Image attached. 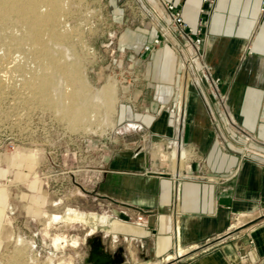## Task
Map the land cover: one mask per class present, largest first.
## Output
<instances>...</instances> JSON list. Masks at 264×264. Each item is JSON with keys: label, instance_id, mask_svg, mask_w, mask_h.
<instances>
[{"label": "crops", "instance_id": "obj_1", "mask_svg": "<svg viewBox=\"0 0 264 264\" xmlns=\"http://www.w3.org/2000/svg\"><path fill=\"white\" fill-rule=\"evenodd\" d=\"M260 1L218 0L203 43L216 90L199 83L168 44L143 55L146 96L121 105L116 130L132 127L138 146L120 150L114 208L99 222L105 238L90 254L94 264H264ZM199 4L182 7L192 25ZM153 33L147 30L146 42ZM151 134L180 138L171 152L175 165L135 151Z\"/></svg>", "mask_w": 264, "mask_h": 264}, {"label": "rangeland", "instance_id": "obj_2", "mask_svg": "<svg viewBox=\"0 0 264 264\" xmlns=\"http://www.w3.org/2000/svg\"><path fill=\"white\" fill-rule=\"evenodd\" d=\"M63 7L58 27L66 22L68 37L48 45L71 64L77 82L64 83L54 74L55 83L85 91L91 101L75 107L96 115L67 118L32 97L24 85L30 72H8L0 63V264H94L90 254L105 238L99 222L114 208L120 150L138 146L132 127L116 131L117 117L123 103L146 96L140 84L146 80L145 45L159 31L154 12L145 0H63ZM149 29L154 33L146 42ZM8 31L23 37L12 23ZM30 46L24 41L15 49L24 55L26 70L34 67ZM109 83L112 98L97 104L91 97ZM144 142L136 152L177 163L171 153L181 146L177 135L151 134Z\"/></svg>", "mask_w": 264, "mask_h": 264}, {"label": "bare ground", "instance_id": "obj_3", "mask_svg": "<svg viewBox=\"0 0 264 264\" xmlns=\"http://www.w3.org/2000/svg\"><path fill=\"white\" fill-rule=\"evenodd\" d=\"M63 10V0H0V25L2 27V32H0V49H2V52H0V63H2L3 69L5 66L6 69L8 68V72H30L29 77L24 79V85L32 92V97L40 99L56 109V111L62 110L63 114L69 118L75 115H86L89 112L87 111L88 109L82 111L80 108V111L75 106L78 103L86 105L91 100L85 91L80 92L81 88L76 93L71 91L68 86L62 87L60 83H55L54 74L61 76V78L63 77L64 83L77 82V77L73 75L71 64L62 61L61 57L55 55L48 45L49 41H57L68 37L64 33L68 29L66 22L59 26L62 27L61 29H58L61 21L59 14ZM10 23L21 30L23 37H18L8 31ZM24 41H28L31 44L28 55L34 64V67L28 70H26L24 65L22 52L15 53L17 51L15 50L16 48L20 51ZM109 85L103 91H98L95 96L91 97L98 100L97 104L104 97L108 98L110 96L108 99L112 98ZM70 98L72 99L71 102ZM95 113L90 111V118L94 117ZM73 127H76V124ZM70 216L75 217L73 213Z\"/></svg>", "mask_w": 264, "mask_h": 264}, {"label": "built area", "instance_id": "obj_4", "mask_svg": "<svg viewBox=\"0 0 264 264\" xmlns=\"http://www.w3.org/2000/svg\"><path fill=\"white\" fill-rule=\"evenodd\" d=\"M187 1L156 0L157 5L163 8V15L158 13L153 4H149L150 10L154 12L155 25L159 31L153 36L152 43L145 45V49L152 50L161 44H168L177 49L182 55L184 67L194 71L198 82L206 81L213 91L217 89V79L213 76L209 65L203 60V43L218 0H199V16L196 25L190 24L184 17L182 7ZM263 19L264 0H261L259 20ZM138 219L141 220L142 216H138Z\"/></svg>", "mask_w": 264, "mask_h": 264}]
</instances>
